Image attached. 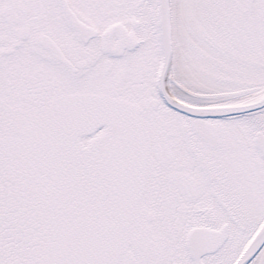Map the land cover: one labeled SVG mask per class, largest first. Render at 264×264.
I'll list each match as a JSON object with an SVG mask.
<instances>
[{
    "label": "snow or ice",
    "instance_id": "obj_1",
    "mask_svg": "<svg viewBox=\"0 0 264 264\" xmlns=\"http://www.w3.org/2000/svg\"><path fill=\"white\" fill-rule=\"evenodd\" d=\"M0 264H264V0H0Z\"/></svg>",
    "mask_w": 264,
    "mask_h": 264
}]
</instances>
